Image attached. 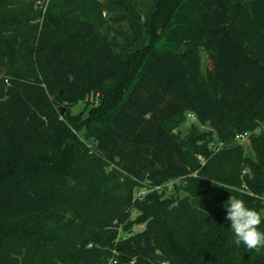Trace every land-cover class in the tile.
Returning <instances> with one entry per match:
<instances>
[{
  "label": "trees",
  "instance_id": "obj_1",
  "mask_svg": "<svg viewBox=\"0 0 264 264\" xmlns=\"http://www.w3.org/2000/svg\"><path fill=\"white\" fill-rule=\"evenodd\" d=\"M40 1L0 0V264H264L224 208L264 231V0Z\"/></svg>",
  "mask_w": 264,
  "mask_h": 264
},
{
  "label": "clouds",
  "instance_id": "obj_2",
  "mask_svg": "<svg viewBox=\"0 0 264 264\" xmlns=\"http://www.w3.org/2000/svg\"><path fill=\"white\" fill-rule=\"evenodd\" d=\"M226 220L235 235L234 243L249 250L264 248V231L259 230L262 214L246 206L244 200L230 196L224 204Z\"/></svg>",
  "mask_w": 264,
  "mask_h": 264
},
{
  "label": "rangeland",
  "instance_id": "obj_3",
  "mask_svg": "<svg viewBox=\"0 0 264 264\" xmlns=\"http://www.w3.org/2000/svg\"><path fill=\"white\" fill-rule=\"evenodd\" d=\"M39 3H40L39 4L40 8H42L44 6L45 0H41ZM200 57H201V63H202V66H203L204 70L207 69L208 67H210V60H209L207 54L204 51L200 52ZM89 102L93 103L94 99L90 98ZM88 109H89L88 103L87 102H81V103H79V104H77V105H75V106H73L71 108V113L73 115H78V114H82L83 113V115L86 116L87 112H88ZM192 123H196V119L193 116H189V120H188L187 124L184 125L183 127H181L182 135H185V133L187 132L188 128L190 127V125ZM201 128L206 130V131L210 130L209 126H201ZM242 145L245 148V154L246 155H251L252 151H251L250 146H249V141H247V140L243 141ZM141 193H144V192H141ZM141 193H138L137 196L140 195ZM168 194L169 193H167L166 195H168ZM136 215H137V213L134 212L133 219H135ZM144 228H145V225L136 224V225L133 226V232L136 233V232L142 231ZM126 235L127 234L124 233V232L120 233V237L121 238L125 237Z\"/></svg>",
  "mask_w": 264,
  "mask_h": 264
},
{
  "label": "water",
  "instance_id": "obj_4",
  "mask_svg": "<svg viewBox=\"0 0 264 264\" xmlns=\"http://www.w3.org/2000/svg\"><path fill=\"white\" fill-rule=\"evenodd\" d=\"M58 111L61 115H64L66 112V108L64 107H58ZM153 258L159 263V264H168V260L160 253L153 254Z\"/></svg>",
  "mask_w": 264,
  "mask_h": 264
},
{
  "label": "built area",
  "instance_id": "obj_5",
  "mask_svg": "<svg viewBox=\"0 0 264 264\" xmlns=\"http://www.w3.org/2000/svg\"><path fill=\"white\" fill-rule=\"evenodd\" d=\"M249 137H250V134L249 133H242V134H238L236 136L235 140H236V142L242 144L243 141H246V140L249 141ZM222 145L223 144H220V146H222ZM200 159H201L202 162L204 161L203 158L200 157ZM143 194L144 193H141L140 195H143Z\"/></svg>",
  "mask_w": 264,
  "mask_h": 264
}]
</instances>
